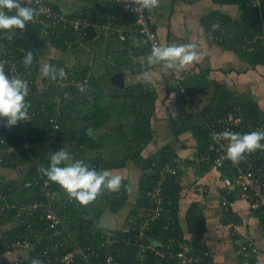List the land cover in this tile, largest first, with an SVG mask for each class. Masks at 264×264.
Listing matches in <instances>:
<instances>
[{
  "label": "trees",
  "instance_id": "1",
  "mask_svg": "<svg viewBox=\"0 0 264 264\" xmlns=\"http://www.w3.org/2000/svg\"><path fill=\"white\" fill-rule=\"evenodd\" d=\"M217 1L221 3H236L245 11V14L243 18L238 19L221 11H213L210 14V18L212 22L217 21L219 23V28L215 33L221 36V39L216 40L225 47L239 51L253 65L264 63V38L258 37L256 40H253L254 35L261 30V24H264V17L258 0ZM9 14L12 15L15 12ZM118 19L121 20L122 18L118 17ZM26 26L31 31L42 34L41 36H43L48 48L74 54L79 58L76 64H72L56 54H48L46 57H41L38 54L37 48L32 46L21 35L15 34L12 39H8L6 35L4 37L8 42L14 41L25 45L33 52L34 60L29 68L25 67L23 63L26 54L19 52L18 55L21 63L18 72L15 73L16 76L22 78L23 73L27 72L28 76L37 78L38 80L39 77H42L40 68L44 60L45 63H49L57 69L63 67L65 71L73 70L76 80L80 82L77 85H66L64 89H60L56 81L51 80L45 86V88L49 89V95H45L43 91L37 90L30 97L29 103L31 107L38 108L43 103L46 104V108L39 118L32 122L34 128H36V136L33 140L39 141L34 162H43L45 163V168H47L50 165V154L64 148L74 160H83L89 166V160L91 159H99L101 161V168L124 165L128 156L122 158L121 161H119V158L118 161L113 162V158L108 159V157L103 155L91 156L85 154L86 152L84 151L87 147L97 148L99 144L98 141L88 138L86 129L92 124L95 125L93 123L95 110L100 109L102 111L103 109L100 106V100L104 96L103 84L104 80H106L103 73L95 71V62L91 65L89 60L83 61L85 55L88 59H91L90 50L92 48L95 49V39L91 40L89 38L85 44L77 46L71 43V39L66 33H43L41 27L38 25L33 26L26 23ZM0 32L5 31L0 30ZM104 36H115L120 39L117 34L108 33L103 34L101 37ZM123 43L124 50L126 51V44L124 41ZM244 45H252V49L246 51ZM202 74H205V72ZM6 75H8L7 72ZM8 76L11 78L10 75ZM42 79L45 81L47 78L42 77ZM208 84L214 85V91L211 100L204 107H200L198 110L192 108L189 111V108L195 102L192 92L189 91V98H186L182 93H178L179 101L181 102L180 112L177 115L171 116V128L177 136L189 129L196 133L198 138V154L201 150H204L202 153H206L209 146L208 130L205 127L206 122L227 115L228 111L234 108L233 105L240 106L241 113L243 114L242 123L238 126L241 134L249 132V123L256 124L259 120L264 121V113L249 93L232 91L227 86L217 82L211 81ZM38 87L39 82L37 83V89ZM80 87H84L85 91L83 93L79 90ZM66 92L67 94H65ZM56 94L62 95L66 101L62 107V115L60 117L61 128L58 130L57 140L54 143H49L46 141L48 135L46 127L49 126L48 118L54 111V96ZM135 98L151 104H153L154 100L153 93L150 90L136 92ZM150 113L148 110L142 108V106L141 108L135 107L134 139L141 141V146L131 151V157L142 168L143 172L139 181L140 193L138 200L128 216L127 222L129 226L126 229L117 228L111 230L113 237H119L117 240H113L112 242L107 240V230L97 226V219L103 213L105 207L109 206L112 211H117L124 205L128 198V191L124 187L118 193L105 190L94 202L87 206L80 205L77 201L61 199L57 202V206L63 221L57 229L46 228L43 207H38L32 213L24 216H16L12 211L6 209L4 215L0 213V216L4 217L1 219L0 224L9 221L12 226L6 229L1 236V247L13 249L11 243L18 238L20 230L25 229L31 223L34 228H39L38 231L42 234V238L40 241H37L33 232L30 233V238L34 244L31 248V255L25 264H29L31 258L39 259L43 263L45 257L41 255L40 249L46 246L49 247L51 255L68 252L76 246L73 237L79 238L82 242H91L98 248V253L91 256L90 264H112L107 262L109 254L112 255L113 260L118 264H177L176 258L169 257L167 254H161L158 250L176 253L178 250L184 248L183 244L189 246V253L202 254L205 250H208L209 248L204 240L206 231L205 216L198 203L193 202L187 211L189 230L191 232L190 237L186 238L184 236L180 225L179 200L181 196V183L178 178L181 173L179 172L180 170L175 174H168L167 178L162 182V194L164 196L162 205L164 210L160 216L148 222L147 226L143 228V237L138 238L142 229V217L139 216V213L140 211H145L149 205L147 192L158 182L161 166L169 162L170 156L177 155L168 144L162 146L156 154L150 156L141 154L140 148L153 137ZM196 114L198 120L195 122L193 120L195 118H192L194 122H191V117ZM19 128V125L18 127L15 125L10 129V132L15 133ZM133 141L136 143L135 140ZM70 143L74 144V146L70 147ZM75 146L80 149H76ZM81 151L85 153L83 154ZM28 160L30 159L19 155L15 160L7 159L6 161H0L1 166L15 169L18 172V175L13 178L0 175V186L6 194L5 198H0L1 202L8 201L21 204L32 200L34 197H40L39 184H33L32 186L25 184L26 180L35 174L36 163L27 162ZM195 162H199V169L201 171H205L212 165L208 156H204L202 160H195L193 163ZM24 163L30 164L26 168V165H23ZM90 167L93 168L92 166ZM149 168H152L153 171L149 170ZM224 169L227 170L225 167ZM123 184L128 186L125 179L123 180ZM53 187L60 189L61 192L63 191V188L57 183H54ZM62 194L64 195L63 192ZM154 205L152 204V206ZM169 220L173 222L166 227ZM59 229H61L60 232ZM59 241H64L65 244L58 245ZM250 260L252 262V257ZM73 264H83V261L77 259ZM197 264L210 263L207 259Z\"/></svg>",
  "mask_w": 264,
  "mask_h": 264
},
{
  "label": "crops",
  "instance_id": "2",
  "mask_svg": "<svg viewBox=\"0 0 264 264\" xmlns=\"http://www.w3.org/2000/svg\"><path fill=\"white\" fill-rule=\"evenodd\" d=\"M61 8L70 14H88L95 21L109 20L124 27L130 25L129 20L120 16L114 0H62ZM213 11H221L238 19L245 14L238 4L221 3L217 0H160L159 7L148 10L149 20L162 45L195 43L203 53L198 63L187 67L191 70V75L185 80V86L189 95L192 92L195 101L189 111L192 108L198 110L211 100L214 85L208 83L212 81L223 84L232 91L249 93L264 113V63L251 64L239 51L223 46L211 36L210 14ZM118 17L122 19L119 20ZM103 34L107 33L95 34L94 50L95 71L103 73L106 78L103 84L104 96L100 100L103 109L95 110V125L86 129L88 138L99 144L97 148L84 149L86 153L81 152L113 158V162L128 156L124 165L109 168H101L99 159L89 160L92 167L97 164V172L112 170L123 176L131 189L124 205L117 211L111 210L117 228L126 229L129 226L128 216L140 193L139 181L143 170L132 159L131 151L141 146V141L134 139V114L135 107L142 106L151 112L153 137L140 148L141 154H156L162 146L168 144L185 161L178 177L181 183L179 221L184 236H191L187 211L196 202L205 216L204 240L212 254L210 264H241V254L232 238V231H237L242 239L251 240L256 245V252L251 253L252 264H264V212L252 208V196L249 192L229 190L225 186L224 178L227 173L223 168L211 165L201 171L199 162L193 163L211 154L209 146L206 153L201 150L198 154V138L193 130L189 129L177 136L171 128V116L179 114L181 104L174 89V71L161 70L157 66L151 70L152 82H144L141 79L142 69L130 64L123 41L115 36L101 37ZM38 35L43 38L42 34ZM32 46L37 48L41 57L56 54L72 64L79 61L74 54L48 48L44 39ZM44 63L43 60L42 64ZM114 74H117V80L111 78ZM38 82L43 89L45 81L42 77H39ZM202 87L204 89L201 90ZM141 90L153 93V104L135 98V93ZM192 118L196 122L197 114L190 119L194 122ZM3 120L6 122V118ZM0 128L2 129V123ZM72 143L69 144L70 147L74 146ZM0 175L13 178L18 172L0 165ZM223 195L228 197V210L221 205ZM11 226L9 221L0 224V238ZM21 249H4L0 240V264H13L15 261L25 264L29 258L21 259Z\"/></svg>",
  "mask_w": 264,
  "mask_h": 264
},
{
  "label": "built area",
  "instance_id": "3",
  "mask_svg": "<svg viewBox=\"0 0 264 264\" xmlns=\"http://www.w3.org/2000/svg\"><path fill=\"white\" fill-rule=\"evenodd\" d=\"M62 0H19L22 6L39 8L44 7L46 12L35 17L34 21L27 22L33 26H40L43 33H66L71 39V43L77 46H81L87 42L89 38L95 39V34L99 33H111L117 34L118 37L125 42L127 56L131 64L136 68H142V60L150 54L153 44L161 45V41L156 31L153 29L148 17V10H144L143 13L137 14L131 10H127L124 0H114L117 3L119 14L122 18L130 21L129 26H122L121 24H114L109 20L95 21V18L88 15H77L65 12L61 8ZM14 12V11H13ZM211 36L215 39H221V36L217 35L215 31L219 28L217 21L211 24ZM6 32H0V61L6 62L5 70L8 75H15L20 67L19 52L27 53L32 52L25 45L18 44L14 41L8 42L4 37ZM73 37V38H72ZM258 37L264 38V24H261V30L255 34L253 40ZM141 41L139 47L136 46L135 41ZM244 49L249 51L252 49V45H244ZM33 54V52H32ZM146 63V61H145ZM14 66L15 71L11 74L10 68ZM29 68V66H28ZM66 79L56 81V84L60 89H64L66 85H77L80 82L76 80L73 70H67ZM191 75L190 69H184L180 71H174L173 81L174 88L177 93H182L186 98H189V93L185 86V80ZM22 78L27 81L29 86V95L26 97V102L29 103L30 97L37 90L43 91V89H37V78H33L27 75V72L23 73ZM51 82V79L45 80V86ZM67 94V92L65 93ZM54 103V111L49 116V126L46 127L48 135L46 141L54 143L57 140L58 130L61 128L60 117L62 115V107L65 104L66 99L60 94H56ZM46 104L40 105L38 108L30 107L29 120L19 121L18 131L10 132L8 130H2L0 128V161H6L7 159L15 160L19 155L27 157V162H34L35 152L38 150L39 141L33 140L36 136V128H34L32 122L39 118ZM243 114L241 113V107L237 106L228 111L227 115L220 116L212 121H207L205 127L208 130V141L211 154L210 158L212 165L227 168L226 176L224 178L225 186L230 189H240L245 192H249L252 196L251 206L253 209L264 212V150H257L254 153L246 154L245 159L238 164H233L226 155L227 141L219 138L218 134L225 130L240 133L238 126L242 123ZM249 132L251 131H264V121H257L256 124H248ZM241 134V133H240ZM264 143V141H262ZM169 162L165 163L160 168V178L156 185L151 187L147 196L149 198V205L145 211H140L139 216L142 217L141 230L138 238L143 237V228L147 226L151 219L160 216L164 210L162 205L164 196L162 194V182L167 178L168 174L177 173L183 166L185 161L178 155L169 157ZM35 174L26 180L25 184L32 186L33 184L40 185V197H34L32 200H28L26 203L17 204L14 202H1L0 201V213L5 214L6 209L12 211L16 216H24L32 213L38 207H43L44 217L46 220V228L57 229L62 223V216L59 213L57 202L61 199H70L66 191L55 189L54 183L50 181L43 173L42 168H45V163L35 161ZM30 164V163H28ZM27 163L26 168L28 167ZM152 170V168H149ZM6 194L4 189L0 186V198H5ZM152 204H155L152 206ZM221 205L224 209L228 210L229 203L228 197L223 195L221 197ZM0 216V221L3 219ZM171 220L166 224H170ZM39 228H34L29 223L25 229H21L11 245L14 249L19 248H32L34 242L30 238V233L33 232L35 240L40 241L42 234L39 233ZM106 238L112 242L119 237H113V232L110 229H106ZM61 229H59V232ZM71 234V232H70ZM232 238L237 245L238 251L241 254V264H252L250 261L251 253H255L257 250L256 245L251 240H244L240 237L237 231H232ZM76 243L75 248L69 250L64 254H50L48 246L40 249V253L45 257V261L42 264H73L77 259H81L83 264H90L91 256L98 253V248L91 242H82L79 238H74ZM58 245H64V241H59ZM182 249L176 253L172 251L158 250L161 254H167L169 257L177 259V264H197L210 260L212 254L211 251L205 250L202 254L189 253V246L183 244ZM107 262L112 264H118L113 260L111 254L107 257ZM13 264H20L19 261H15Z\"/></svg>",
  "mask_w": 264,
  "mask_h": 264
},
{
  "label": "clouds",
  "instance_id": "4",
  "mask_svg": "<svg viewBox=\"0 0 264 264\" xmlns=\"http://www.w3.org/2000/svg\"><path fill=\"white\" fill-rule=\"evenodd\" d=\"M127 10L142 14L144 10L151 11L159 7L160 0H124ZM15 12L10 15L9 13ZM44 7L33 8L22 6L19 0H0V30H6L8 39H12L17 29L24 30L26 23L34 21V18L45 13ZM141 41H135L137 47ZM202 52L195 43L157 45L153 44L151 52L142 60L141 79L146 83L153 80L152 69L159 66L161 70L180 71L198 63ZM32 52H27L24 58L25 67L33 63ZM146 61V63H145ZM6 62L0 61V123L6 128H11L19 121L29 120L30 103L26 102L29 95L27 81L13 75L14 66L10 68L11 78L6 75ZM42 77L52 81L66 79L67 73L63 67L57 69L49 63L41 65ZM82 93L84 87L79 89ZM3 118H6L4 122ZM219 138L227 141L226 155L233 163L238 164L245 159L246 154L257 150H264V131H251L240 134L225 130L218 134ZM50 165L42 168L44 175L52 182L57 183L80 205L87 206L94 202L105 190L118 193L121 188L130 191V187L123 184L124 177L115 174L112 170H100L97 172L83 160H74L64 148L50 154ZM63 165V166H62ZM29 264H42V261L31 258Z\"/></svg>",
  "mask_w": 264,
  "mask_h": 264
},
{
  "label": "water",
  "instance_id": "5",
  "mask_svg": "<svg viewBox=\"0 0 264 264\" xmlns=\"http://www.w3.org/2000/svg\"><path fill=\"white\" fill-rule=\"evenodd\" d=\"M261 11H262V14L264 17V0H261ZM16 34L21 35L23 38H25L32 45H35L36 42L40 39L43 40V38H41L36 32L31 31L29 28H27V26H25L24 30L17 29ZM111 78L113 80H117V78H118L117 74L112 75ZM43 94L49 95L50 94L49 89L46 88L45 90H43ZM2 130H8L6 127L3 126V123H2ZM93 168L96 170L97 164L94 165ZM97 226L100 228H105V229H110V230L117 229V226H116L115 221L113 219L110 208H106L105 211L99 216ZM30 255H31V249L30 248H22L21 249V259L22 260L29 258Z\"/></svg>",
  "mask_w": 264,
  "mask_h": 264
},
{
  "label": "rangeland",
  "instance_id": "6",
  "mask_svg": "<svg viewBox=\"0 0 264 264\" xmlns=\"http://www.w3.org/2000/svg\"><path fill=\"white\" fill-rule=\"evenodd\" d=\"M258 2H259V5H260V8H261V0H258ZM94 50L95 49H93V48L90 50L91 56H92V57H90L91 59H88L86 55L84 56V59H83L84 62H86V61L89 60V62L91 63V65L95 62V51Z\"/></svg>",
  "mask_w": 264,
  "mask_h": 264
},
{
  "label": "flooded vegetation",
  "instance_id": "7",
  "mask_svg": "<svg viewBox=\"0 0 264 264\" xmlns=\"http://www.w3.org/2000/svg\"><path fill=\"white\" fill-rule=\"evenodd\" d=\"M90 166H91V163H90Z\"/></svg>",
  "mask_w": 264,
  "mask_h": 264
}]
</instances>
